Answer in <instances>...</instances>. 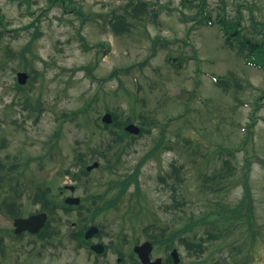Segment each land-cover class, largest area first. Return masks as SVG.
<instances>
[{"label":"rangeland","instance_id":"1","mask_svg":"<svg viewBox=\"0 0 264 264\" xmlns=\"http://www.w3.org/2000/svg\"><path fill=\"white\" fill-rule=\"evenodd\" d=\"M183 1L0 0V228L11 227L4 211L19 202L25 214L39 209L31 197L45 182L55 194L75 185L76 192L68 195L87 198L85 208L92 195L114 199L118 189L112 185L133 173L163 138L140 169V195L132 185L116 207H103L96 219L103 241L128 257L134 245L154 234L146 230L153 221L178 228L192 213L215 208L219 201L234 207L243 197L241 181L248 172L256 208L251 231L240 222L230 235L206 242L202 254L189 253L178 236L174 247L178 264H210L230 252L228 264H264V99L257 100L264 94V69L247 64V51L238 42L228 44L215 21L225 9L228 18H241L248 36L262 41L264 0H208L213 25L201 24L196 10ZM141 2L147 12L134 18L129 3ZM112 15L127 17L130 32L120 27L123 33L117 34ZM252 17L259 32L252 28ZM20 71L30 75L21 90L16 87ZM214 76L229 80V86L219 87ZM107 112L145 129L143 135L125 138L130 144L120 161L122 142L111 134L118 128L97 127ZM253 114L257 123L246 137L242 127H248ZM245 140L250 169H245V151L235 157L226 152ZM224 160L235 174L216 198L201 189L203 174L223 169ZM94 161L100 168L82 170V164ZM174 168L184 177L175 194L159 179ZM19 190L25 191L21 201ZM174 196L184 205L166 213ZM137 200L146 207L141 218L135 214ZM63 218L69 231L77 212ZM170 252L158 245L152 259L167 261ZM68 253L74 264L89 261L83 250ZM104 264L120 263L111 253Z\"/></svg>","mask_w":264,"mask_h":264},{"label":"trees","instance_id":"2","mask_svg":"<svg viewBox=\"0 0 264 264\" xmlns=\"http://www.w3.org/2000/svg\"><path fill=\"white\" fill-rule=\"evenodd\" d=\"M222 4L225 2L222 1ZM183 4L186 7H190L192 10H196L195 14L199 15V21L201 24H207L211 23L214 24L213 17L209 14L208 10V0H185L183 1ZM131 11V15L134 18H140L141 15L145 14L147 12L146 10V3L141 2L136 5H133V3H129ZM79 15H84L82 11L78 12ZM4 17H0V25L3 23ZM111 24L114 26V30L117 34L123 33L120 27L124 29L125 32H130L131 30V23L127 21V17L125 16H115L112 15L111 18ZM216 23L221 27V29L225 30L230 37V43L234 41H237L239 48L242 51H247L246 58L249 60V62H252L254 65L263 68L264 69V40L260 41L252 36H248L246 34L245 27L241 26L242 21L241 18H228V15L226 13V10L224 9L223 13H219L216 18ZM251 25L252 28H254L255 32H259V27L257 26V21L254 17L251 18ZM32 26L36 27L35 23H32ZM36 34L33 36L35 37ZM3 35V32H0V42H1V36ZM159 40V39H158ZM158 40L155 41L154 44L158 42ZM32 42V41H31ZM175 60V59H174ZM127 70H130L127 69ZM33 71V69H31ZM118 71L116 70L113 72L112 75H117ZM215 81L219 87H226L229 86V80L225 78H215ZM16 87L18 89H23L24 87L16 84ZM224 87V88H225ZM264 99V94L262 97H259L258 100ZM40 100L37 102L36 109H41V106H39ZM258 104V103H257ZM260 104L257 105L259 107ZM133 122L131 119H128L124 122L118 121L117 115L114 114V123L112 126L119 128V131L112 130L111 134H113V138L115 140H119L122 142V151L117 153V160L120 161L123 153L125 152L127 146L130 143H126L125 136L126 133L123 131L122 127H124L126 124ZM257 123V117L256 115L251 116V123H249L246 131V137L251 136L253 131L252 128ZM144 130V129H143ZM145 131V130H144ZM163 140V138H162ZM161 140V142H162ZM161 142H159V145H161ZM112 147V144L110 145ZM156 148H153L149 153L145 155V157L141 160L139 165L137 166L135 173L127 175L124 179H121L119 181H116L112 186L113 189H118L116 197L114 199H109L104 201V208L109 209L111 206H117L119 202L123 199V197L127 194L129 187L132 184H135V191L134 193L137 195H140V186H139V170L140 167L146 162L149 158H151L152 155H154V151H156ZM246 146V140L243 141V143L240 145V147L232 148L226 150V152H229L231 154L230 157H235L237 151H245L244 154V164L245 169H250L252 162L249 158L248 151ZM224 168L216 170L212 175H208V173L203 174V191H211L216 198H219V192L224 190V183L230 177V175L235 174V167L231 164L230 161L224 160L223 161ZM0 166H2V163H0ZM84 166V165H83ZM4 168V167H2ZM183 168V167H180ZM180 168H174L172 173H168L167 177H161L160 181L166 186L172 188L173 193H177L179 190L180 183L184 182V177H181ZM242 185H243V197L239 204L236 206H229L227 204L222 203L221 201L217 202L213 207H210L208 209H205L201 211L199 214L192 213L189 217L186 219L188 220L186 223L183 224L182 227H172V226H164L160 223L158 224V218H156L158 221L151 222L147 229H153L154 234L150 236V239L153 241L156 245H163L164 243V237H167V233L169 231V237L167 238V245L168 248L171 249L173 246H175V238L178 236L179 242L181 245H183L191 254H202L205 252L207 245L206 242H209L211 240H217L219 237L222 236H228L234 231H236V228L240 225V222L244 225V227H247L248 231H251L252 227L255 226V202L253 199V193L251 186L249 184V173L245 172V174L242 176ZM229 185H231V179L229 182ZM4 187V186H2ZM138 204L134 206V209L136 210L135 214L141 218L143 216V209L145 205L140 203L139 200H137ZM175 203L177 204L175 206ZM184 205V200L182 203L174 196V205H166L165 211L166 213H170L173 211L172 209H176L179 206ZM146 208V207H145ZM213 208V209H212ZM199 230H203V235H200ZM191 235V236H190ZM204 235L207 237L205 238ZM194 238L195 240H193ZM232 244L230 245V247ZM233 258L232 252H230V255L227 256H221V258L213 261L210 264H228V260L230 261Z\"/></svg>","mask_w":264,"mask_h":264},{"label":"flooded vegetation","instance_id":"3","mask_svg":"<svg viewBox=\"0 0 264 264\" xmlns=\"http://www.w3.org/2000/svg\"><path fill=\"white\" fill-rule=\"evenodd\" d=\"M76 190L77 187L74 189L64 186L55 194L52 185L45 182L33 191L31 197L32 203L39 205L37 211L25 214L22 202L14 205L9 212L4 211L11 220H9L11 227L0 228V264H74L67 259L68 252L73 249L77 252L85 251L89 264H104L105 257L111 253L117 256V262L120 264H137V257L133 254L135 245L127 257L118 247L111 249L112 247L103 241V228L96 221L100 213L104 212L103 196L89 197L92 204L87 208L85 197H80V203L77 205L67 203L68 198L78 197L68 195L75 193ZM18 194L20 196L18 200L21 201L25 191L19 190ZM98 201H101V205H98ZM72 212H77V219L72 221L70 230L67 231L64 229L63 215ZM42 214L46 215L43 226L42 220L37 221L32 230H19L15 226L18 218ZM91 227L96 230L88 236Z\"/></svg>","mask_w":264,"mask_h":264},{"label":"water","instance_id":"4","mask_svg":"<svg viewBox=\"0 0 264 264\" xmlns=\"http://www.w3.org/2000/svg\"><path fill=\"white\" fill-rule=\"evenodd\" d=\"M28 77H29L28 74L25 72H19L17 75L18 82L20 84H25L27 82ZM103 121L107 122V123H111L112 122V116L110 114L105 115L103 118ZM126 131H128L130 133H134V134L140 133V129L134 124H130L129 126H127ZM98 166H99V164L96 162L93 165L89 166L87 168V170L91 171V170L97 168ZM67 202L78 203L79 199H68ZM41 218H43V219H41ZM40 220H42L41 226H43L44 222L46 220V215L42 214V215H38V216H32L28 219H18V220H16L15 225L18 227L19 230H27V229L32 230V228H34L36 226L35 225L36 222L40 221ZM95 230H96L95 228H91L87 235L88 236L91 235L92 232ZM152 249H153V245L150 242H146L140 246H136L135 252H137L140 255L142 262L144 264H163L162 260L160 258L156 259L155 261H151L150 254L152 252ZM172 258L174 259L175 263H178L180 261L179 254H178V251L176 249H174L172 251Z\"/></svg>","mask_w":264,"mask_h":264}]
</instances>
